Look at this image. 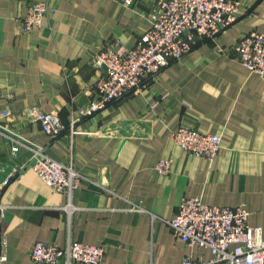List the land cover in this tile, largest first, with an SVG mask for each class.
Segmentation results:
<instances>
[{"label":"crops","instance_id":"crops-1","mask_svg":"<svg viewBox=\"0 0 264 264\" xmlns=\"http://www.w3.org/2000/svg\"><path fill=\"white\" fill-rule=\"evenodd\" d=\"M34 1L52 12L22 34ZM232 1L241 14L216 40L194 48L139 92L78 120L70 133L77 111L96 99L90 57L117 41L132 48L158 0H0L1 264H35L36 242L102 245V264L207 262V249L185 245L160 221L171 220L191 197L210 206H244L248 225L264 237V77L219 51L243 34L264 33V0ZM31 110L57 114L65 131L50 139L24 115ZM181 126L221 138L213 161L190 159L174 144ZM10 138L71 166L81 183L71 194L54 191L29 168L27 148L12 156ZM169 158L171 172L158 175L156 163Z\"/></svg>","mask_w":264,"mask_h":264},{"label":"built area","instance_id":"built-area-1","mask_svg":"<svg viewBox=\"0 0 264 264\" xmlns=\"http://www.w3.org/2000/svg\"><path fill=\"white\" fill-rule=\"evenodd\" d=\"M128 2L123 0L125 5ZM51 12L42 1L29 3L20 33L31 32L40 25L43 16ZM240 14L239 3L232 0H158L148 15L147 31L132 48L117 41L90 57L89 64L98 74L93 88L96 99L77 111V118L71 121L70 133L78 120L139 92L163 69L182 60L198 42L216 40ZM219 51L233 54L251 74L264 77V33L248 32L226 51L222 48ZM24 115L33 117L50 139L58 138L65 131L55 113L31 110ZM10 140L12 156L16 157L21 147L27 148L31 152L29 168L54 191L71 194L81 183L78 172L71 166L50 160L43 149L30 147L15 138ZM172 140L188 158L207 161L214 160L221 143L219 136L203 134L187 126L179 127L172 134ZM172 166V158L162 159L154 169L158 175L166 176ZM3 213L4 207L0 204V216ZM248 217L249 212L242 205L235 208L210 206L198 197H191L181 201L171 220L160 221L185 245L207 249L211 254L207 262L186 257L182 264H264L262 231L250 227ZM0 245H4L3 235H0ZM104 253L102 245L70 242L60 248L36 242L30 257L35 264H102ZM4 260V253L0 252V264Z\"/></svg>","mask_w":264,"mask_h":264},{"label":"trees","instance_id":"trees-1","mask_svg":"<svg viewBox=\"0 0 264 264\" xmlns=\"http://www.w3.org/2000/svg\"><path fill=\"white\" fill-rule=\"evenodd\" d=\"M205 42H207V40L198 42V44H197L194 48H196L197 46H199L200 44H203V43H205ZM194 48H193V49H194Z\"/></svg>","mask_w":264,"mask_h":264}]
</instances>
